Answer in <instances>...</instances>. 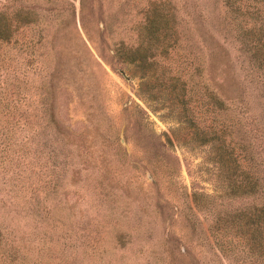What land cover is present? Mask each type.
I'll return each instance as SVG.
<instances>
[{
	"label": "rangeland",
	"instance_id": "obj_1",
	"mask_svg": "<svg viewBox=\"0 0 264 264\" xmlns=\"http://www.w3.org/2000/svg\"><path fill=\"white\" fill-rule=\"evenodd\" d=\"M156 1L13 0L14 6L23 3L37 8L38 18L43 20V39L38 60L21 82L25 88L19 87L21 98L13 115L18 118V128L11 139L18 135L20 141L12 146L23 148L26 155L25 160H19L24 168L23 181L15 177L11 162L0 172V219L2 213L13 217L18 210L26 213L35 194H44L41 188L47 180L62 173L63 186L55 196L47 197L49 201L59 200L63 209L55 215L74 230L72 237L62 233L67 237L61 238L56 248L64 264H236L233 257H222L205 235L204 226L212 213L205 216L198 212L203 225L197 222L194 232L186 226L192 215L185 214L189 207L181 194L184 190L208 193L216 209L223 204L235 206L234 197L222 195L226 191L227 161L219 157L215 147L195 140L178 100L172 93L162 92L156 79L160 65L170 66L172 73L182 69L184 77L188 74L191 45L196 43L189 36L188 0H167L168 11L176 8L178 42L174 45L166 36V46L154 43L157 48L149 55L155 57V63L119 62L111 54L121 39L127 44L141 41V24ZM3 2L0 0V5ZM197 8L207 15L205 22L213 21L223 10L214 0ZM32 29L24 34L34 33ZM211 31L223 58L212 68L206 56L202 79L224 98L226 94L219 88L220 82L228 84L224 77L231 87L239 85L249 91L232 34L224 38ZM61 38L72 48L67 56L76 54L82 64L74 67V83L65 81L60 88L58 115L69 128L84 129L88 137L85 147L67 143L46 124L40 106L41 85L54 58L51 42L63 44ZM8 46L3 44L0 49L13 52ZM202 52L199 46L198 53ZM15 56L13 65H18L21 55ZM16 83L6 87L0 82V89L6 93ZM3 123L7 122L0 120ZM7 124L14 126L13 121ZM147 145L158 152L160 161L172 166L171 176L160 170L151 176L152 156ZM105 167L110 172L104 177ZM73 174L79 179L75 184L70 182ZM98 180L103 181L104 188ZM31 245L36 247L37 242Z\"/></svg>",
	"mask_w": 264,
	"mask_h": 264
},
{
	"label": "trees",
	"instance_id": "obj_2",
	"mask_svg": "<svg viewBox=\"0 0 264 264\" xmlns=\"http://www.w3.org/2000/svg\"><path fill=\"white\" fill-rule=\"evenodd\" d=\"M207 1L209 0H188L191 6L188 16L192 32L189 36L192 43H196L195 46L191 45L187 76H183L182 69L177 68L172 73L170 66L167 68L160 65L162 67L155 71L156 79L161 82L162 92L172 93L178 100L181 114L193 129L195 140L215 147L219 157L227 161L226 191L222 195L226 199L234 197L237 204L231 207L223 204L220 209H216V204L208 193L184 190L181 194L186 197L189 207L185 214L192 215L186 226L194 232L197 222L203 225L198 212L205 213V216L212 213L204 226L205 235L222 257L231 256L236 264H264V0H214L223 8L218 11L214 22H205L207 15L197 8H203ZM167 2L156 1L149 8L138 34L142 36L140 42L127 44L122 39L118 41L111 53L117 61L138 60L144 66H149L156 62L155 57L149 55L157 48L154 43L166 46V36L172 38L174 45L178 42L176 8L168 11ZM37 11L35 6L23 3L14 6L13 0H4L0 5V46L9 44L8 47L13 48V52L9 48L3 51L0 49V82L8 87L9 83L17 81L6 93L0 89V120L14 123V126L0 124V172L7 170L11 162L15 177L21 181L24 168L19 160H25L26 155L24 156L23 148L13 149L12 145H18L20 138L14 135L12 140L11 135L16 134L18 128L15 127L18 118L13 115L14 108H18L16 101L21 98L18 95L19 87L21 90L25 88L22 83L28 78L27 70L40 55L43 20L38 18ZM31 28L34 33L26 36L25 31ZM211 30L224 38L228 37L229 32L232 34L236 42L237 59L244 78L250 84L249 91L239 85L231 87L229 80L224 77L228 84L220 82L219 88L230 101L202 79L204 58L207 56L206 60L212 68L223 58ZM62 40L63 44L61 41L58 44L56 41L51 42V56L54 58L50 70H47L46 82L41 85L43 95L41 94L40 106L46 124L52 126L67 143L74 144V147H85L88 137L84 129L78 131L76 128H69L58 115L60 88L65 81L74 83V67L82 64L76 54L67 56L72 48ZM144 41L146 44L142 45ZM199 46L202 47V54L198 53ZM17 54L21 55V59L18 65H13ZM140 110L137 109L138 112ZM147 148L149 157L152 156L151 176L154 177L157 170L165 176H171L172 166L160 161L156 150L148 145ZM104 169L102 174L105 177L109 168ZM50 173L54 174L51 168ZM61 174L55 173L54 177L47 180L45 188H41L44 194H35L26 213L18 210L14 217L9 212L1 214L0 261L3 264H31L30 259H35L34 264H64L57 257L56 248L60 239L67 237L62 233H68L72 237L74 230L72 226H65L66 222L62 217L55 215L58 209H63L59 200L49 201L47 197L50 194L55 196L59 187L63 186ZM78 180L74 174L70 178L72 184ZM102 182L98 180L104 188ZM153 183L156 184L157 180ZM35 242L37 246L33 247L31 244Z\"/></svg>",
	"mask_w": 264,
	"mask_h": 264
},
{
	"label": "water",
	"instance_id": "obj_3",
	"mask_svg": "<svg viewBox=\"0 0 264 264\" xmlns=\"http://www.w3.org/2000/svg\"><path fill=\"white\" fill-rule=\"evenodd\" d=\"M123 139V138H122Z\"/></svg>",
	"mask_w": 264,
	"mask_h": 264
}]
</instances>
